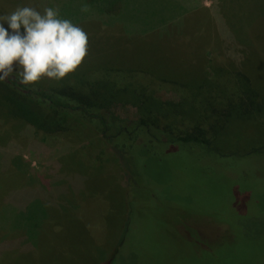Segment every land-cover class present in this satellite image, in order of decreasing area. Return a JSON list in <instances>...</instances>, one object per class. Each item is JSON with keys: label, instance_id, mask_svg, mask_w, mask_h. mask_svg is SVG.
<instances>
[{"label": "rangeland", "instance_id": "374dc122", "mask_svg": "<svg viewBox=\"0 0 264 264\" xmlns=\"http://www.w3.org/2000/svg\"><path fill=\"white\" fill-rule=\"evenodd\" d=\"M230 1L126 0L113 14L81 12L83 0H0V14L56 7L88 34L73 72L31 86L93 97L118 90L109 110L119 118L137 119L147 105L169 114L160 127L199 132L218 148L142 151L138 135V151L120 157L97 131L6 79L1 94L15 101L0 103V237L12 220L28 231L27 219L45 210L38 197L70 193L71 204H59L40 238L36 229L30 255L2 256L26 252L25 235L1 239L0 264H264V153L233 155L264 146V0H249L243 39L230 30L241 11L213 14Z\"/></svg>", "mask_w": 264, "mask_h": 264}, {"label": "trees", "instance_id": "16d2710c", "mask_svg": "<svg viewBox=\"0 0 264 264\" xmlns=\"http://www.w3.org/2000/svg\"><path fill=\"white\" fill-rule=\"evenodd\" d=\"M125 1L126 0H83V4H86L88 6V11L93 10L99 13H105L107 11H111L113 14H116L123 12ZM7 81L11 85H15V86L18 83L14 75L13 77L7 79ZM18 85H20L21 88L28 90L29 93L27 92V94L33 95L34 99L36 101H40L42 105L46 107H51L60 112H64V113L67 112V114L75 117L76 120L88 125L92 129L97 131L106 140V142L109 143L112 149H114L113 150L114 153H117L120 157L125 156L126 155L125 151L127 150H131L132 152L138 151L139 148L135 147L134 145L138 135H140V137H142L144 140L146 139L144 141V145L141 146L140 148V150L142 151H144L146 148L151 149V147H153L155 143H166V142H173L175 144L180 143L182 147L195 143L201 146V148L204 151L207 149L213 153H216L218 149L217 147L212 145V143L209 140H207L205 137H200L202 135L199 132H191L187 134L176 135L173 134V129L169 128L170 123H165L163 126L160 127L158 123L161 120H163L161 119L162 115L167 116L169 114L162 113L161 115L159 113L158 116H154L150 113L151 110L149 109L146 110L148 108L147 105L142 106V109L140 110V112H138L137 119L119 118L109 110V102H110V94H111L110 91H112V89L111 90L108 89L107 91H105L104 96L100 95V97H93L89 94L87 95L77 94L74 91L56 90L53 92H49L46 91L45 89H42L41 87H33L31 85H22V84H18ZM1 86L2 85L0 83V87ZM112 92L116 94L119 91L115 90ZM124 95H125L124 92H122L120 94V97L121 96L124 97ZM11 96L12 97H9L7 94H1V89H0V103H5L8 106H10L11 101H15L14 95L11 94ZM259 108H261V106ZM23 112L25 113V115H27L28 112L26 110V107H24ZM29 118H31V116H29ZM31 121L34 122L36 120L31 118ZM37 122H39V126L41 129L44 130L47 129L46 128L47 124L40 121ZM54 124L55 123H53L52 125ZM126 137L130 139L129 143L125 142ZM73 139L77 140L76 138ZM233 153H235L233 154L234 156L238 155V156H242V158L248 157L252 154H263L264 146L259 148H253L251 150H248L247 152L236 150ZM228 155H232V154H228ZM1 203H3V198H0V211L2 209ZM26 211H30V210H28L27 208ZM1 215L2 214H0V220L6 217ZM34 219H36V223L33 224L31 223L30 219H27V224H28L27 232H22L21 231L22 229L17 228L13 220L12 221L10 220L11 223H9L8 221L10 225L9 232L7 231V234L4 237H0V240L5 238L12 239L18 236V234H21L28 237L27 241L31 243L32 238L35 236L36 229L38 228L39 224L44 220V223L41 224L43 231L41 232L38 231L37 233L39 234L38 238H40V235H44L45 224H48L50 221L49 210L45 209L41 213V215L34 217ZM6 245L7 244L5 243V246ZM7 251L10 250L6 249V251L2 256H10L14 258L15 256L18 257L22 254H29L32 251V249L31 250L26 249V252H20L15 250L11 252H7Z\"/></svg>", "mask_w": 264, "mask_h": 264}, {"label": "clouds", "instance_id": "9594fccd", "mask_svg": "<svg viewBox=\"0 0 264 264\" xmlns=\"http://www.w3.org/2000/svg\"><path fill=\"white\" fill-rule=\"evenodd\" d=\"M88 6L81 5V12ZM7 24V28L4 26ZM88 34L56 7L17 6L0 14V83L15 77L22 85L42 77L61 80L87 54Z\"/></svg>", "mask_w": 264, "mask_h": 264}, {"label": "crops", "instance_id": "0c3cea01", "mask_svg": "<svg viewBox=\"0 0 264 264\" xmlns=\"http://www.w3.org/2000/svg\"><path fill=\"white\" fill-rule=\"evenodd\" d=\"M249 2H250L249 0H231L225 6V8H220V11L215 10V13H213V14L219 15L221 17V13H224V12H227L230 15V14H235V13L241 11L239 14H237V15L235 14L236 16L230 15V20L233 22L232 25L230 26V30L233 31L238 36V39H243L245 37V33H246V30L244 28H242V24H243L242 22H244L243 20H247L246 18H244L245 17L243 15L244 12L253 11V8H254V4L251 3V5H250ZM203 7L205 9H207L205 6H203ZM231 8H234V10H231ZM177 14H179V11L177 12ZM213 31L216 32L215 29H213ZM219 31L221 32V30H219ZM256 41H257L258 44L262 43V41H260L259 39H257ZM237 44H242V43L238 42ZM88 172H91V171L88 170L87 173ZM90 180L91 179H89V181ZM69 186L71 187L72 185L70 184ZM58 193H60V190H59ZM69 196H70V193H67L65 197H64V193H62L61 195H58L57 196V201L55 203L54 202H50V201L45 200V199H44V201H42V200H40L39 197L36 198V200H38V204L37 205H40V206L44 207L45 209L49 210V217H50V221L49 222H53V224H54V222L56 221L55 218L60 214L59 213V207H60L59 204L60 203L62 205L63 204L64 205H70L71 204L70 203L71 198ZM29 208H31V209H29ZM32 209H33L32 206H28V210L31 211ZM39 215H41V214H39ZM52 216H53V218H52ZM30 221H31L32 224L36 223V219H34V218H31ZM42 223H44V220L38 226V229H39L40 232L43 231V228L41 226ZM27 238L28 237H26V239H25V245H26L27 250H31V249H33V246H32V244L30 242L27 241Z\"/></svg>", "mask_w": 264, "mask_h": 264}]
</instances>
